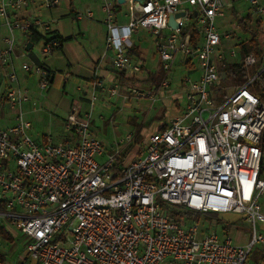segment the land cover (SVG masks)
<instances>
[{"label": "built area", "instance_id": "2783aa9c", "mask_svg": "<svg viewBox=\"0 0 264 264\" xmlns=\"http://www.w3.org/2000/svg\"><path fill=\"white\" fill-rule=\"evenodd\" d=\"M238 1L257 13L264 32V0ZM34 2L40 10L26 14ZM61 2L0 0L7 28L3 45L0 40V59L11 65L6 75L11 85L0 97L5 95L13 109H20L16 123H0V247L3 230L16 226L28 239L29 256L39 264H253L255 245L264 244L259 227L264 223V97L250 84L264 86V47L244 54L247 35L220 29L216 19L226 15L227 0H126L130 5L125 23L106 0V49L114 51L113 67L130 76L143 72L142 61L128 51L138 30L151 32L161 58L160 83L148 90L127 85L129 94L155 101L161 89L170 87L169 73L179 57L192 65L197 57L200 70L196 78H182L183 96L175 102L180 112L145 136V145L130 165H124L120 156L136 146L138 133H128L115 152L108 153L92 129V111L84 113L77 102L65 121L74 141L57 142L51 135L38 140L30 133L33 123L23 111L32 99L29 88L13 86L19 82L16 32L47 34L45 55L60 50L63 41L53 34L43 10ZM185 3L192 9L183 7ZM180 10L186 14L176 18L180 26L174 28L169 19ZM85 16L93 17V10L76 11L74 19ZM243 18L238 15L231 24L240 28ZM229 63H243L248 69L259 63V68L237 83L225 69ZM22 67L38 76L43 89L51 85L52 75L43 64L24 62ZM227 78L233 83L225 85ZM121 87L94 78L92 108L100 90L115 96ZM228 87L235 89L228 93ZM158 197L180 209L164 206ZM175 211L188 212L186 223L173 215ZM190 212L241 213L251 224V239L240 243L230 233L203 228Z\"/></svg>", "mask_w": 264, "mask_h": 264}, {"label": "rangeland", "instance_id": "374dc122", "mask_svg": "<svg viewBox=\"0 0 264 264\" xmlns=\"http://www.w3.org/2000/svg\"><path fill=\"white\" fill-rule=\"evenodd\" d=\"M227 2L230 5L225 10L226 15L217 17L216 19L218 26L222 31H239L241 34H245L243 29L237 28V24L235 22L231 24L232 20H237L238 15L240 17L241 15L247 17L248 14L254 16V19L256 20L257 13L251 10L249 8V5L245 1L227 0ZM72 4L70 0H62L61 8H63L64 10L57 13L55 16L53 15L54 17L51 16L52 25L55 31H58L60 34H62L64 38V48H67V50L71 52L70 55L66 56L64 52L60 50L54 52L51 55H45L43 54L44 39L41 38L35 40V45L32 50H28L31 51V53H29L28 55H20L16 60L19 82L13 83V86L18 87V85H20L23 88H29V94L32 98V100H30L29 102L35 103L34 98H36L35 94L37 93L41 94L42 98H45L47 100L44 104V107H42V110L44 111L40 112L41 115H44V119L42 120L35 117L34 113H26V109L29 110L31 108L26 104L23 106L24 116L27 119L31 120L33 123L30 133L34 138L40 140L43 138L42 135H44V133H49L53 135L51 136L53 137L54 141H61L62 137L65 134V128L64 126H52V130L50 132V119L53 117L54 113H56V115L60 117H62L64 114L68 115V110L71 103L73 102L72 99H75L74 102L80 104L83 111H93L94 122L92 125V129L97 137L103 140L108 153H114L118 142L128 133H138V136L136 138V146L133 145L132 151L129 153L127 151H123L122 155L120 156L124 159V165H130L135 158L136 153H138L140 148L146 143V137L144 135L152 132L158 126V124L166 121V119L171 118L176 110L181 109L177 107L174 102L178 97L177 95H179L181 92L183 93L182 78L187 74H189L191 77L196 78L197 73L200 74V70H190L189 67H186L184 63L180 62L179 57L169 73L171 85L167 90H163L165 92L164 96H161L160 93L155 101L148 97H137L134 94H129L125 90L124 87H126L127 89L126 85L120 88V94L115 95L111 99L108 98L107 95L103 96L101 95V93H98V98L95 101L94 109H91L90 103L83 102L80 98V94L83 92V89H78V86H83L84 89L89 90V93L91 95V86L87 85L84 80L80 82H74L75 74H73L68 66H64V64H66L68 62V59L71 58L75 62H78L82 67L88 68V71H93L94 61L97 60V56L93 48L96 47L94 44L97 43L96 38L97 34L100 32L99 29L101 28V23L98 21V17L96 15H94L93 17L85 16L81 20L74 19L73 14L76 12V10L85 12L87 11V6H89V4L86 0H73ZM129 5V2L121 3V11L119 10L120 18L128 16ZM182 6L188 8L189 10L192 9L189 3H185ZM72 8H75L76 10L74 11L72 10ZM4 22V18L1 17L0 23ZM184 26H190V23L187 21L185 22ZM1 27L4 26L2 25ZM83 31H85L87 35L84 36L82 34ZM16 34L19 47L23 48V43L26 40V37L29 38V35H25L20 31H17ZM51 58H57V61L55 62V65H58L59 63V68L57 69H61L62 71H64V73H72V77H68L71 80L69 81V79H66L64 81V84L68 82L67 87H65V85H62L61 88L58 89L59 94L55 97H52V95H50L51 92L57 90L53 86L54 81H51V85L48 88L43 89L40 86L39 78L37 75L28 74L29 78L27 79V81H23L19 73L21 72L22 74L23 72L22 65L24 62H39L46 66L44 62L50 60ZM194 59L195 64H197L198 58L196 57ZM158 60V56L157 61L149 59L147 61L148 65L146 66V69H144L141 74L147 76L148 78V76L152 73L159 81H161L164 71L162 67H160V65L156 63L158 62ZM1 73L4 77L5 71L2 70ZM6 74H8V71ZM145 81H147V79ZM223 83L225 85H229L232 84L233 81L230 78H227L223 81ZM122 85L123 84H121V86ZM133 85L138 89L148 90L151 86V82H140V84L134 83ZM234 89L235 87H228L226 88V91L228 93H231ZM126 94L127 97L124 96ZM107 103L110 104V106ZM41 104L42 100L37 106L40 107ZM182 104H184L183 99ZM19 110L20 109L18 108L14 109L16 113ZM50 111L51 115L49 113ZM165 113L167 116H165ZM158 201L162 202L164 206H167L172 210L180 209L179 205H170L168 202L161 200V198L159 197ZM261 203L264 206V196L261 198ZM190 217L194 221H199L203 228H214L220 233V235L230 233V235L237 242L246 243L251 239V224L241 213L227 212L221 215H216L215 213L207 214L190 212ZM261 224L262 223H259V227H261ZM11 229L17 234L16 246L13 249L5 247L7 248L5 249L7 257L4 264H26L31 262L30 260L32 258L29 256V252L27 250L28 239L25 236V233H23L21 229L16 226H12ZM250 261L253 264H264V244L260 243L255 245L254 250L250 256Z\"/></svg>", "mask_w": 264, "mask_h": 264}, {"label": "crops", "instance_id": "0c3cea01", "mask_svg": "<svg viewBox=\"0 0 264 264\" xmlns=\"http://www.w3.org/2000/svg\"><path fill=\"white\" fill-rule=\"evenodd\" d=\"M86 1L89 4V6H87V8H91L92 10L94 9L93 10V12L95 11L94 15H96L98 17V21L101 23V28L99 29L100 32L97 34V38H96L97 43L94 44L96 47L93 48V50L96 53L97 60L94 61L93 71H88V68L82 67L78 62H75L73 59L69 58L68 62L66 64H64V66H68L71 69V71L73 72V74H75L74 82L75 81L80 82V81L84 80L87 85L91 86V89H92V82H93L94 78H96V77L104 78L106 83L109 85L114 84V83H119L120 85L123 84L122 87L126 86V85H133L134 83L140 84V82H151V86L154 84L160 83V81L152 73L148 76V78H147V76H144L141 73L136 75V76H130V75L125 74L126 77L125 76L122 77V72L116 70L113 67L112 61H113L114 51L112 49H106V36L108 33V26L106 24V12L104 11V4H105L106 0H86ZM118 1H119V3H118ZM70 2L72 4L73 0H70ZM110 3H111L112 8L118 13V17H119V10L121 11L120 6H121L122 2H120V0H110ZM60 5L56 8H53L52 10H43V14H44L45 18L52 22L51 16L54 17L57 13L64 10L63 8H61L62 5L61 6ZM72 6H73V4H72ZM39 10H40V6L38 4H36V2H34V3L30 4L29 10L25 13L33 15V14H35V12H38ZM72 10L75 11L76 9L72 8ZM76 11H78V10H76ZM74 14H73V17H74ZM119 20H120V22L125 23L128 21V16H125L122 18L119 17ZM2 25L5 28L1 27ZM52 27H53V25H52ZM53 30L55 31L54 27H53ZM6 32H7L6 26L4 25V23H0V40H2V36ZM57 33L60 34L58 31H57ZM82 34L84 36L87 35V33L85 31H83ZM61 36H62V34H61ZM41 38H43V37H41L40 35H36V34L29 35V38L26 37V40L23 43V48H26V45H27L29 40H32L34 42L35 40L41 39ZM1 44L2 45L4 44L3 40L1 42ZM34 45H35V42H34ZM132 47L136 48L137 53H133L131 51ZM23 48L19 47V44H18V53L14 57V66H15L17 72H18V69L16 67V60L18 59V57L20 55H24V54L28 55L29 53H31V51H28V50H27V52L24 51ZM30 50H32V49H30ZM60 51L64 52V54L66 56L70 55V53H71L69 50H67V48L66 49L64 48V41H63V46L60 48ZM128 51L136 59L141 60L143 65H145V66L148 65L147 61L149 59L150 60L153 59L154 61H157V56L159 57V60L156 63H158L159 65L161 64V58H160L158 51H157L155 38L151 34V32H149L148 30L144 29V30H138V31L134 32V34L132 35V38H131V45L128 47ZM56 61H57V58H51L50 60L44 62V64L46 65L45 67L50 71L51 75L54 76V85L53 86L55 89H57L56 91L51 92L50 95H52V97H55L56 95L59 94L58 89L61 88L62 85H65V87H67L68 82L64 84V81L66 79H69L72 77V76H70L69 78L67 77L68 73H70L72 75L71 72L64 73V71H62L61 69H57V68H59L58 67L59 63H58V65H55ZM184 65L186 67H189L190 70L191 69L198 70L197 65L195 63H193V65L191 63L190 64L187 63ZM10 69H11V65L10 64H5V65L2 64L1 59H0V93L5 92L8 88V86L11 85L10 82L8 81L7 77H6V75H7L6 73ZM2 70L5 71L4 77L1 73ZM57 70H60V71H57ZM19 73H20L21 79L23 81H27V79L29 78L28 74H30V73L27 71L25 72L24 69H23L22 74H21V72H19ZM151 76H153L154 78H152ZM197 76H199V73H197ZM127 77L128 78L135 77V79L133 81H129L130 79H127ZM57 78H58V80H57ZM146 79H147V81H145ZM70 80L71 79H69V81ZM78 89H80V90L83 89V92L80 94L81 100L83 102H89L90 103L89 90L84 89L83 86H78ZM167 89H161V91H160L161 96L165 95V92L163 90H167ZM99 93H101V95H103V96L107 95V97L110 99L112 97H114V96H111L107 90H100ZM177 96L182 97L183 93L181 92ZM35 97H36V98H34L35 103L29 102V101H28V103L27 102L25 103L26 105H28L31 108L29 110L26 109V113H34L35 117L42 120V119H44V117H43L44 115H41L40 112L44 111V110H42V107H44V104L46 103L47 100L45 98H42V95L39 93L35 94ZM177 98L175 101L176 103L178 102ZM41 100H42V104L39 107L37 105L40 104ZM72 100H73L72 103H74L75 99H72ZM77 101H79V100H77ZM72 103H71V105H72ZM71 105H70V108L68 110V114L71 110ZM108 105L110 106V104H108ZM94 106H95V104H94ZM94 106L92 108V106L90 104L91 109H94ZM179 112H180V109L176 110L175 113L171 116V118L166 119V121L158 124V126L152 132L158 130L161 127H164L163 125L168 123L170 120H172V118L174 116H176ZM49 113L51 115V111ZM84 113H85V111H84ZM17 114H18V112L16 113L14 111V109L8 104L6 96L3 95L2 97H0V117H1L0 120H1V123L4 124L3 126H8V125H11L13 123H16ZM54 115L50 119V125H49L50 132L52 130V126H64V128H65V121H66V118L68 116V115L64 114L62 117H60V116L56 115V113H54ZM165 116H167L166 113H165ZM93 122H94V118H93V111H92V124H93ZM148 134H146L144 136H147ZM46 135H52V134H49V133L45 134L44 133V135H42V136L44 137ZM74 137H75V135L72 132L67 131L65 128V134L62 137L61 141H58V142L73 140ZM230 213H235V212H230ZM216 215H220V214H216ZM260 228L262 231H264V223L261 224ZM10 233L13 236V240H9L5 237L4 243L0 247V264H4L6 261V257H7L6 254L7 253H6L5 249H7V248H5V247L13 249L16 246V235L17 234L15 232H13L12 229L10 230ZM30 261L31 262L26 263V264H39L38 261L33 259V258Z\"/></svg>", "mask_w": 264, "mask_h": 264}, {"label": "trees", "instance_id": "16d2710c", "mask_svg": "<svg viewBox=\"0 0 264 264\" xmlns=\"http://www.w3.org/2000/svg\"><path fill=\"white\" fill-rule=\"evenodd\" d=\"M254 18L255 17L252 16L251 14H248L247 17H244L242 20H240V28L243 29V31L245 32L244 35H247V38L242 41V50L244 54L253 50L256 52H261V50L264 47V32L261 30L260 21L256 20L255 22ZM34 34L40 35L41 37L47 36V34H44L42 32H36ZM53 34H55L57 37L61 38L62 41H64V38L61 36V34H58L57 31H53ZM199 34H200L199 31L196 30L195 37L197 38ZM131 51L133 53H137L135 47H132ZM143 68L146 69V66L144 65ZM258 68H259V63H257L256 65H254L249 69L243 63H229L226 64L225 66V69L233 74V78L237 83L245 82L246 80H248L249 75H254L258 71ZM123 73L124 72H122V77H124L126 74ZM151 77L154 78L153 76ZM127 79L133 80L135 79V77H131V78L127 77ZM250 87L253 91H257V92L260 91V93H262L264 97V86L261 87L260 83H251ZM262 147L264 150V135L262 139ZM130 149L127 151L128 153ZM263 170H264V159H263ZM173 215L179 219L183 218L182 221L186 223L188 212L175 211ZM3 234L7 239L13 240V236L9 231L3 230Z\"/></svg>", "mask_w": 264, "mask_h": 264}, {"label": "water", "instance_id": "95a60500", "mask_svg": "<svg viewBox=\"0 0 264 264\" xmlns=\"http://www.w3.org/2000/svg\"><path fill=\"white\" fill-rule=\"evenodd\" d=\"M126 0H120V2H125ZM186 14V11L185 10H180V11H178L177 13H175V14H172L171 16H170V19H169V23H170V25L172 26V27H174V28H178L179 26H180V24H179V22L177 21V17H180V16H184ZM33 46H34V42L32 41V40H29L28 41V43H27V45H26V49L27 50H30V49H32L33 48ZM222 75H223V77L225 78L226 77V75H227V72L224 70L223 72H222ZM51 80L52 81H54V76L52 75L51 76Z\"/></svg>", "mask_w": 264, "mask_h": 264}]
</instances>
